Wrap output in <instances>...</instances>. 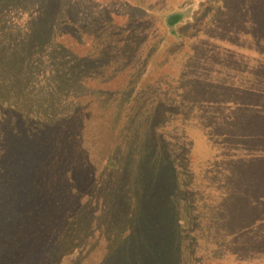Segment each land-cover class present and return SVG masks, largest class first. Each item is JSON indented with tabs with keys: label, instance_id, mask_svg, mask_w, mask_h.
I'll return each mask as SVG.
<instances>
[{
	"label": "trees",
	"instance_id": "1",
	"mask_svg": "<svg viewBox=\"0 0 264 264\" xmlns=\"http://www.w3.org/2000/svg\"><path fill=\"white\" fill-rule=\"evenodd\" d=\"M247 1L234 0L233 10L249 16L253 40L264 46V0ZM99 3L0 0V252L36 254L30 260L39 252L42 264H264V91L196 74L182 82L184 65L169 74L161 62L169 40L149 39L153 8L132 4L112 40L111 14ZM165 12L159 24L168 36L182 17L156 9ZM74 27L97 34L99 51L67 52L55 36H73ZM193 48L186 58L197 60ZM136 61L118 101L85 84L99 65L131 73L126 65ZM162 82L173 98L139 106L137 94ZM174 106L203 109L207 121L196 124L212 131L214 146L232 147L204 164L210 177L201 189L218 194L212 205L200 208L188 195L196 143L185 127L193 119L184 109L175 122L166 110ZM219 109L227 114H208Z\"/></svg>",
	"mask_w": 264,
	"mask_h": 264
},
{
	"label": "rangeland",
	"instance_id": "2",
	"mask_svg": "<svg viewBox=\"0 0 264 264\" xmlns=\"http://www.w3.org/2000/svg\"><path fill=\"white\" fill-rule=\"evenodd\" d=\"M93 0H90V2ZM97 1V0H96ZM224 5L231 7L228 13L219 11L217 9L220 4L216 0H99L104 6H107V11L110 12L113 20V25L108 28L105 33L106 36L118 34L117 25L121 24L126 19L127 15L133 13L132 4L141 3L145 6L153 8V14L150 13L151 18L146 20L145 27L149 32V39L151 42L158 40L161 37H166L168 42V48L163 56L161 62L169 64L168 70H165L169 74H174L178 65H184L181 74L183 75L182 82L188 81L191 74L201 75L208 81H225L230 82L233 86H243L252 90L264 91V46L256 44L253 40V36L250 27V18L247 14L237 15L233 10L235 2L234 0H223ZM98 6H101L100 4ZM246 3H250L248 0ZM173 8L174 12L178 13V16L174 19L182 17V21L179 24H168V36L164 35L163 29L159 21L161 19L167 20L170 12L156 14V9L164 11L168 8ZM219 11V12H218ZM233 12V13H232ZM169 14V15H168ZM25 18V17H24ZM76 30V31H75ZM72 35H62V30H58L56 33L57 42L63 44L67 52L74 55H87L99 51V42L95 39V34L84 32L80 28L74 27ZM79 35V36H78ZM94 35V36H93ZM97 37V36H96ZM81 38V39H78ZM147 44L144 45V47ZM198 48V52L201 53L199 59H187L186 57H192L190 50ZM92 52V53H91ZM194 57L197 58V53H194ZM175 61H177L175 63ZM183 61V62H182ZM139 61L133 64H127V68H131V73L127 69H122L116 73H112L110 70L105 71L104 67L99 65L98 70H94L96 73L93 77H89L85 84L91 89H102L113 92L114 101H118L123 95L124 90L132 78L136 77L138 71L137 65ZM174 64L175 67L172 65ZM178 64V65H177ZM133 72V73H132ZM190 74V75H189ZM167 75V74H165ZM170 76L168 75L167 78ZM166 83L162 82L159 85H155L150 93L144 95L141 91L136 96V101L141 105V102H154V99H169L172 92H166ZM235 94L230 92L229 96ZM245 99L250 98L251 95L240 94ZM142 106V105H141ZM143 107V106H142ZM143 109H145L143 107ZM187 118L193 119L192 122L186 124L185 129L187 133L192 137L196 143V149L193 148L190 158L192 159V168L194 169V176L190 177L195 180L193 189L188 191V195L194 201H198L197 205L202 208L206 205H212L213 201L217 202V192L215 190H202L205 187V183L208 181V174H204V164H208L214 159L225 155L226 151H233L232 147H224L222 145L214 146V143L209 139L207 133L212 131L205 130L204 126L201 127L196 124V121L201 116L203 109L197 112L196 109H190V106L184 107ZM184 109L179 107L174 109H166L168 111V117L174 118L176 122L177 113L184 112ZM179 112H176L178 111ZM209 111H216L212 107ZM208 111V112H209ZM211 117L214 115L225 116L227 114L225 109H219L214 113H208ZM207 121V117H206ZM173 126H169L167 133L173 134L175 132ZM223 130H214V132H222ZM173 134L172 137H175ZM215 137V136H214ZM218 140V139H216ZM219 141V140H218ZM237 143H243V140H235ZM190 146V142H188ZM235 151V150H234ZM254 153L260 154L259 151L250 148L247 154L253 156ZM256 154V155H257ZM198 186L199 188H194ZM19 224V223H17ZM16 224V225H17ZM264 231V229H263ZM40 238H42L40 236ZM33 242H37L34 238H31ZM248 240V239H245ZM244 242V241H243ZM10 246L14 249L15 245H20V241L14 242L10 240ZM40 244V243H39ZM40 248L37 250V252ZM26 257L25 253L22 255L12 256L6 258V253L0 252V264H42L43 258L37 253V259L30 260V257ZM228 264V261L225 262ZM242 264H255L253 262H242Z\"/></svg>",
	"mask_w": 264,
	"mask_h": 264
}]
</instances>
